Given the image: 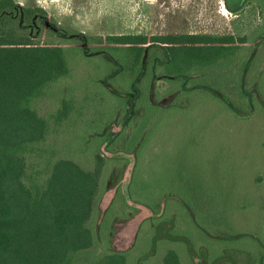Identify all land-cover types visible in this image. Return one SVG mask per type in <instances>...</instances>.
<instances>
[{
  "label": "rangeland",
  "instance_id": "1",
  "mask_svg": "<svg viewBox=\"0 0 264 264\" xmlns=\"http://www.w3.org/2000/svg\"><path fill=\"white\" fill-rule=\"evenodd\" d=\"M15 1L22 8L46 10L49 17L39 21L37 38L50 43L60 44L57 35L43 31L48 22L54 26L52 21L81 36L235 38L239 49L233 56L229 53L225 69L197 79L215 92L199 89L182 95L177 90L147 123L153 130L137 175L150 189L145 197L157 200L163 194L161 216L154 218L145 206L133 213L115 200L116 180L124 177L128 165L112 160L107 165L109 189L98 205L99 223L108 211L113 229L110 248L127 251L128 264H164L169 253H175L180 264H264V0ZM66 58L70 76L51 85L39 111L44 116L55 113L65 97L74 100L75 111L44 148L51 160L74 158L92 169V159L99 153L94 132L117 133L114 150L121 152L142 124L147 100L142 93V101L131 104L138 114L125 135L120 134L124 118L116 119L130 98H120L111 87L119 93L131 74L105 80L107 67L101 58L84 57L68 47ZM221 73L230 80L225 86ZM171 86L158 80L148 90L147 83H141L153 101L167 95ZM119 95L125 97L126 92ZM101 149L104 152V144ZM31 158L36 160L35 155Z\"/></svg>",
  "mask_w": 264,
  "mask_h": 264
},
{
  "label": "trees",
  "instance_id": "2",
  "mask_svg": "<svg viewBox=\"0 0 264 264\" xmlns=\"http://www.w3.org/2000/svg\"><path fill=\"white\" fill-rule=\"evenodd\" d=\"M47 17L40 7L22 8L15 0H0V264H128L127 251L110 248L113 229L108 211L99 223L98 205L109 189L107 165L112 160L128 165L124 177L116 180L115 200L119 198L133 213L139 211L138 206H145L154 218L160 217L163 194L157 200L145 197L150 189L137 175L146 139L153 130L147 123L161 108L159 104L177 90L182 95L199 89L215 92L197 79L212 77L209 73L214 70L222 72L229 53L233 56L239 48L233 36H81L55 21L54 26L48 22L43 31L57 35L60 44H56L37 38L39 21ZM67 47L72 52L80 50L84 57L104 60L105 80L131 74L119 93L111 87L120 98H130L116 119L124 118L120 134L125 135L138 114L137 106L131 104L138 98L142 101V93L147 100L142 124L121 152L114 150L117 133L94 132L93 143L99 153L92 159V169L82 167L74 158L51 160L44 148L75 111L74 100L67 97L61 99L55 113L44 116L39 111V102L51 85L70 76ZM220 75L225 86L230 81L228 74ZM158 80L172 86L167 95L153 101L147 92ZM143 82L147 92L141 87ZM123 91L125 97L119 95ZM103 144L111 158L102 151ZM32 155L35 161H31ZM44 156L47 160H42ZM164 264L180 262L175 253H169Z\"/></svg>",
  "mask_w": 264,
  "mask_h": 264
}]
</instances>
